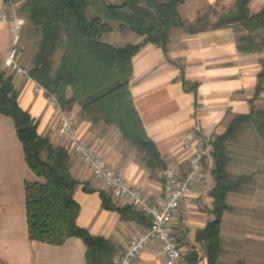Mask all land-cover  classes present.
<instances>
[{
  "label": "crops",
  "instance_id": "crops-1",
  "mask_svg": "<svg viewBox=\"0 0 264 264\" xmlns=\"http://www.w3.org/2000/svg\"><path fill=\"white\" fill-rule=\"evenodd\" d=\"M107 1L115 5L125 2ZM237 2L186 0L180 6V14L184 21L193 23L206 13L205 16L209 15L215 23L221 15L235 11ZM0 4H4L3 0ZM18 4H15L16 8ZM263 9L264 0H250L246 13L239 16L250 17ZM240 24L198 33L175 28L167 53L149 43L134 56L131 93L146 132L161 153L165 169L147 168L141 152L124 140L116 128L81 120L80 107L76 106L72 112L77 117L82 139L96 148L131 185L154 198L162 196L167 169L188 168L189 154L183 148L187 134H193L196 140L212 142L225 133L236 116L250 114L253 109H264V83L260 80L264 71V50L240 52V32L233 27ZM114 27V31L104 38L110 45L119 48L143 41L133 32L120 31L118 24ZM13 40L8 24L0 22V71ZM21 59L22 56L20 63ZM6 75L12 78L20 107L35 120L38 134L55 146H65L59 134L58 112L49 106L45 96L34 92V80L12 72ZM111 128L115 134L107 131ZM69 154L71 173L80 183L74 194L81 208L77 223L91 235L109 240L119 255L127 248L131 236L147 228L148 222L131 209L123 214L120 209L128 205L115 200L91 171L75 155ZM213 163L212 156L205 161L208 190L205 191L203 183L194 188L193 201L196 200L199 206H187L173 220L172 228L188 252V262L194 255L195 264H209L205 242H198L197 235L216 220L215 199L210 196L215 186L211 174ZM35 180L37 177L26 162L14 120L0 113V264H88L86 246L79 238H69L61 245L30 239L25 183ZM102 192L117 209L104 207ZM232 194L227 199L230 208L222 215L220 264H235L239 260L249 264L252 255L247 252H258L259 247L264 252V220L258 216L259 212L264 214V193L252 192L239 197ZM234 199L236 204H232ZM202 202L204 207H201ZM139 264H166L157 241L144 250Z\"/></svg>",
  "mask_w": 264,
  "mask_h": 264
},
{
  "label": "trees",
  "instance_id": "trees-1",
  "mask_svg": "<svg viewBox=\"0 0 264 264\" xmlns=\"http://www.w3.org/2000/svg\"><path fill=\"white\" fill-rule=\"evenodd\" d=\"M3 2L5 5L19 2L17 11L31 27L29 36L35 39L36 50L31 68L27 67L29 75L56 94L66 110L72 112L79 106L81 120L116 128L124 140L141 152L150 170L165 169L166 165L156 143L146 132L131 93L134 56L149 43L167 53L175 28L198 33L238 22L240 26H233L236 31L242 29L248 33L238 37L240 52L264 50V9L250 17L239 16L246 13L250 0H238L236 10L221 15L215 23L209 15L193 23L184 21L180 6L186 0H125L121 5L107 0ZM115 24L120 31L133 32L143 41L119 48L106 43L104 38L114 31ZM3 74L0 72V113L14 120L26 162L37 177L25 183L30 239L61 245L69 238H79L86 246L88 264H116L120 255L116 247L103 237L91 235L77 223L81 208L74 194L80 183L71 173L68 150L38 134L35 120L19 105L12 78L4 79ZM260 80H264V71ZM246 127L255 129L264 142V110L253 109L250 114L236 116L223 135L207 142L213 148L211 174L215 186L210 196L215 199L216 220L198 232L197 240L205 242L209 264H220L222 215L230 208L227 199L251 180L248 175H235L230 170L232 158L228 147ZM102 198L105 208L117 209L105 192ZM129 209L132 210L128 205L120 211L125 214ZM195 261L192 255L188 263L195 264ZM235 264L246 263L239 260Z\"/></svg>",
  "mask_w": 264,
  "mask_h": 264
},
{
  "label": "built area",
  "instance_id": "built-area-1",
  "mask_svg": "<svg viewBox=\"0 0 264 264\" xmlns=\"http://www.w3.org/2000/svg\"><path fill=\"white\" fill-rule=\"evenodd\" d=\"M0 22L8 24L14 39L0 72H12L32 78L28 68L20 63L22 50L19 49V44L26 24L25 19L19 16L14 4H0ZM34 82V92L45 96L49 106L58 112L59 134L68 152L75 155L91 171L94 178L112 193L115 200L129 205L148 222L147 228L131 236L127 248L120 253L116 264H139L142 253L154 241L160 244L166 264H189L188 252L172 228L173 220L176 214L185 211L192 204L195 186L206 182L205 161L211 157L212 146L206 141L196 140L193 134H187L183 140V148L189 154L188 168H168L163 195L154 198L117 173L96 148L82 139L76 115L62 106L56 94L36 80Z\"/></svg>",
  "mask_w": 264,
  "mask_h": 264
},
{
  "label": "rangeland",
  "instance_id": "rangeland-1",
  "mask_svg": "<svg viewBox=\"0 0 264 264\" xmlns=\"http://www.w3.org/2000/svg\"><path fill=\"white\" fill-rule=\"evenodd\" d=\"M205 14L206 13H204L202 17L205 16ZM30 31H31V27L26 23L23 29L22 39L19 44L20 50H23V48H25V50L21 55L22 56L21 64L22 66L28 68H31L30 63L33 61V57L35 55V50H36L34 45L35 39L34 38L32 39L31 36H29L31 35ZM247 35L248 33L245 30L241 29L238 37L247 36ZM6 74L7 73L3 74L4 79H7ZM260 110H264V109H260ZM232 122L228 124L227 130ZM112 130L113 129L111 128L110 130L108 129L107 131L112 132ZM112 133L115 134V131H113ZM228 148L229 151L231 152V158H232L231 167H230L231 172L235 175H248L251 177V180H249V182L246 183L243 188H241L237 192H234L232 195L234 197H239L242 195L250 194L252 192L253 193L256 192L258 194L264 193V142L261 140L255 129L251 127H246L243 131L237 133ZM206 179H207V175H206ZM202 185L206 186L205 191L208 190V186H209L208 182H204ZM232 201H233L232 204L233 203L236 204L235 199ZM192 204H195L197 207L199 206L196 200L195 202L193 201ZM201 207H204L203 202L201 203ZM258 216L262 220H264V214L259 212ZM254 217H257V215H254ZM245 228L250 229L249 227H245ZM257 230L259 231V229ZM260 250L261 249L259 247V250H257L258 252L254 251L253 254L251 252H247V254L252 255V257L249 259L250 261L249 264H264V257H263L264 252ZM255 256H258L259 258H255Z\"/></svg>",
  "mask_w": 264,
  "mask_h": 264
}]
</instances>
